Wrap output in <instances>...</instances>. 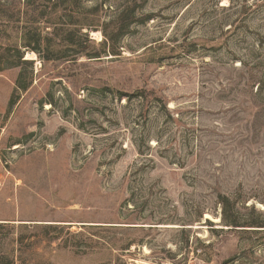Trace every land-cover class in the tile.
<instances>
[{
    "label": "rangeland",
    "instance_id": "374dc122",
    "mask_svg": "<svg viewBox=\"0 0 264 264\" xmlns=\"http://www.w3.org/2000/svg\"><path fill=\"white\" fill-rule=\"evenodd\" d=\"M45 2L0 0V251L264 264V228L227 226L264 224V0H79L55 17L59 59L16 64L13 20L47 27Z\"/></svg>",
    "mask_w": 264,
    "mask_h": 264
},
{
    "label": "trees",
    "instance_id": "16d2710c",
    "mask_svg": "<svg viewBox=\"0 0 264 264\" xmlns=\"http://www.w3.org/2000/svg\"><path fill=\"white\" fill-rule=\"evenodd\" d=\"M79 0H47L44 4V16L49 15L47 18L46 26L48 27L51 26L53 27L52 31L50 34L45 32V29L47 27H44L41 25L39 21H37L36 16L34 14H29V17H25L27 19L25 23H20L22 21V17H20V12L16 14V17L13 20V23L16 24V32L19 40V46H16V48L13 49V53L15 54L14 57L16 60V64H28L29 62L25 60L24 58V52L27 50H30L37 54L42 61L44 62H51V61H57L59 56H57L61 50H59V44L55 41V34L56 33V24L54 22L55 17L57 16L58 12L60 10L62 11H67L69 10V7L72 5H75ZM40 5L37 4L36 7H39ZM27 13V12H26ZM43 13V12H42ZM28 14V13H27ZM43 15V14H40ZM25 16H27L25 14ZM78 29L76 31L80 32L82 29H86L87 25L86 24H79L77 25ZM14 29V28H13ZM12 29V31H13ZM71 33V31H70ZM69 34V32H68ZM82 40H84L85 43L90 42L91 40L88 39L87 34H82ZM63 43H67V45H73L75 55L77 56H85L89 58H98L100 57V54L103 53H109V54H114V50L110 48V45H112L113 40L107 36H105L104 42L101 44V52L98 53H87V50L84 48H81L80 46H76L73 42H71L68 38L66 39L65 36L60 39ZM71 43V44H70ZM24 50V51H22ZM9 51L5 50L2 54H0V59L7 57L6 55H9ZM16 98H12L9 101V109L8 111L11 110L13 105L15 104ZM227 226H231L233 228H264V224H255V223H249L246 224L245 226H239L236 222H231L227 223ZM2 225V224H0ZM4 225V224H3ZM0 228H4V226H0ZM17 228H27L26 225L21 224ZM15 226L12 227V232L10 234H7L5 238L10 243H18L19 240L22 239V234H20L17 239L13 238V231L15 230ZM0 242H2V236H0ZM20 250H16L14 247L10 249V251L7 253L0 251V264H16V261H19V264L22 262V252H19Z\"/></svg>",
    "mask_w": 264,
    "mask_h": 264
},
{
    "label": "bare ground",
    "instance_id": "6f19581e",
    "mask_svg": "<svg viewBox=\"0 0 264 264\" xmlns=\"http://www.w3.org/2000/svg\"><path fill=\"white\" fill-rule=\"evenodd\" d=\"M31 56H33L34 57V55L33 54H29V55H27V58H32Z\"/></svg>",
    "mask_w": 264,
    "mask_h": 264
}]
</instances>
